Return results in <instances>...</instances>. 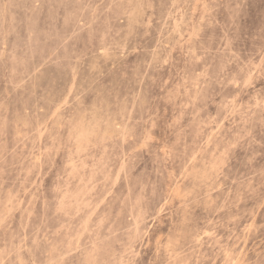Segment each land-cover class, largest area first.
<instances>
[{
  "label": "rangeland",
  "instance_id": "374dc122",
  "mask_svg": "<svg viewBox=\"0 0 264 264\" xmlns=\"http://www.w3.org/2000/svg\"><path fill=\"white\" fill-rule=\"evenodd\" d=\"M0 264H264V0H0Z\"/></svg>",
  "mask_w": 264,
  "mask_h": 264
}]
</instances>
